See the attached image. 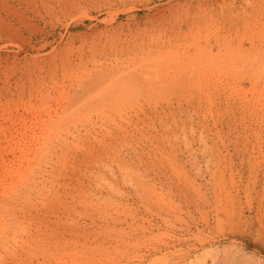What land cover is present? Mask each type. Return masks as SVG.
Listing matches in <instances>:
<instances>
[{
	"label": "rangeland",
	"instance_id": "374dc122",
	"mask_svg": "<svg viewBox=\"0 0 264 264\" xmlns=\"http://www.w3.org/2000/svg\"><path fill=\"white\" fill-rule=\"evenodd\" d=\"M71 1L59 7L52 0L46 6L0 0V181L9 182L5 186L9 190L19 189L25 176L29 185L23 187L28 188L23 194L18 193L20 207L29 208L42 199L41 203H48L42 216L56 219L63 211L62 225H83L86 235L89 230L93 235L88 233L86 238L80 233L81 239L66 235L68 243L56 231L40 237L38 223L31 224L26 228L42 239L31 235L30 255L20 252L19 237L11 239L17 233L10 236L16 228L9 226L5 244L16 240L17 249L12 252L18 255L11 252L13 259L18 256L14 264L20 260L19 264H264V0H234L221 8L215 0H73L68 6ZM229 11L238 17L235 22L229 23ZM93 42H99L97 49L104 48L103 52L122 44L127 47L123 58L131 59L103 87L94 88L102 98L93 91L90 96L95 93L91 96L95 100L83 96L81 86L101 80L100 71L110 67L101 61L89 62ZM154 104L167 110L165 127L150 126L157 122L155 113L139 120L134 116L136 121L127 124L118 115L131 107L134 115L136 109ZM104 105V115L114 120L106 119V128L95 123L90 134L114 133L113 124L119 122V129L134 133L129 134L131 141L113 142L121 151L120 156L117 151L118 159L103 143L98 145L99 137L97 141L83 137L95 121V109ZM149 132L156 137H147ZM72 139L80 141L72 144ZM92 155H98L97 162ZM51 240L59 250L56 253ZM58 241L64 242L60 246ZM5 250L1 245L0 258Z\"/></svg>",
	"mask_w": 264,
	"mask_h": 264
},
{
	"label": "bare ground",
	"instance_id": "6f19581e",
	"mask_svg": "<svg viewBox=\"0 0 264 264\" xmlns=\"http://www.w3.org/2000/svg\"><path fill=\"white\" fill-rule=\"evenodd\" d=\"M26 1H28L27 2V4L28 5H30V6H35L36 4H40V5H44V6H46L47 5V2H50V0H26ZM52 1H55V3H57L56 5H58L59 7L61 6H63V7H65V5L67 4V3H69V0H52ZM71 1V0H70ZM80 1V0H79ZM78 1V2H79ZM85 1V0H84ZM83 1V2H84ZM87 1V0H86ZM97 1H101V0H97ZM246 1H248V0H246ZM74 1L72 0L71 1V3L70 4H68V6L69 5H71V4H74L73 3ZM76 2V1H75ZM81 2V1H80ZM88 2H89V0H88ZM93 3H94V1H92ZM113 2V1H112ZM119 2V1H118ZM127 2H128V0H127ZM215 3L214 4H218V6L220 5V8L221 7H223V6H229V5H232V3L234 2V0H215L214 1ZM104 3V2H103ZM108 3V2H107ZM122 3V2H121ZM130 3V2H129ZM213 3V2H212ZM105 4V3H104ZM75 5H78V4H75ZM95 5H96V3H95ZM100 5V4H99ZM215 6V5H214ZM103 7H105V6H103ZM107 8V7H106ZM236 10V9H235ZM233 13L234 12H232V11H229V23H232V22H235V20H237V16L234 14L233 15ZM100 35V34H99ZM105 35H106V32H105ZM104 35V36H105ZM95 37V36H94ZM99 39V38H98ZM104 39V38H103ZM111 39V38H110ZM116 39V38H115ZM109 40V39H108ZM114 41V40H113ZM119 41H121V40H119ZM107 42V41H106ZM122 42V41H121ZM120 42V43H121ZM99 42H93L92 44H91V46H90V54H89V58H88V60H89V62H96V61H101L102 63H109L108 65H109V67L110 68H107L106 70L104 69H102L101 71H100V76H101V80H94V82H96V83H94V82H89L88 83V85H86V86H81L82 88V95L83 96H88L89 95V97H87V99L88 98H91V96H93V94L94 95H96L95 93H93L91 96H90V94L93 92V91H95L94 90V88L96 87V86H99V87H103V85H105V83L107 82L108 83V81L113 77V75L114 74H117V73H119V72H122V70L126 67V65L130 62V60L129 59H127V58H123V53L125 52V50L127 49V47L126 46H121V45H119V43H118V45H115L111 50H109V52L107 51V52H103V47H101V48H103L102 49V51L101 50H99V49H97L98 47H99ZM108 45H110V44H108ZM127 45V44H126ZM112 47V46H111ZM100 48V47H99ZM108 49V48H107ZM99 51H101V52H99ZM105 51V50H104ZM128 53V52H127ZM129 57V56H128ZM87 60V59H86ZM100 62V63H101ZM124 67V68H123ZM100 79V78H99ZM84 84H86V83H84ZM168 84V83H167ZM128 85H130V83L128 84ZM77 86V85H76ZM78 87H80V85L78 86ZM162 88H164L163 86H162ZM78 89L79 88H76V90L78 91ZM157 89H158V87H157ZM159 91V90H158ZM98 95L100 94V92H97V91H95ZM113 93V92H112ZM151 93V92H150ZM169 93V92H168ZM182 93V92H181ZM81 94V93H80ZM81 95V96H82ZM101 95V94H100ZM100 95H99V97H100ZM116 94H114V96H115ZM167 95V94H166ZM176 95V94H175ZM78 96V95H77ZM111 96H113V94H109L108 96H107V98H108V100H113V98H111ZM185 96V95H184ZM79 97V96H78ZM95 97V96H94ZM94 97H92L91 98V100L92 99H96V97L94 98ZM98 97V96H97ZM167 97V96H166ZM81 98H85V97H81ZM101 98V97H100ZM158 98V97H157ZM68 99V98H67ZM78 99V98H77ZM86 98H85V102H86V100H87ZM97 99H99V98H97ZM102 99V98H101ZM100 99V100H101ZM103 99H104V97H103ZM138 99V98H137ZM144 99V98H143ZM145 100V99H144ZM161 100V99H160ZM185 100V99H184ZM76 101V100H75ZM78 101V100H77ZM84 101V100H83ZM87 101H89L90 102V100H87ZM104 101V100H103ZM110 101V102H111ZM163 101V100H162ZM198 101H200V100H198ZM197 101V102H198ZM72 102V101H71ZM109 102V103H110ZM138 102V101H137ZM144 102V101H143ZM142 102V103H143ZM174 102H176V101H174ZM185 102V101H184ZM191 102V101H190ZM86 103H88V102H86ZM85 103V104H86ZM108 103V102H107ZM139 103V102H138ZM150 103V102H149ZM179 103V102H178ZM189 103V102H188ZM83 104V103H82ZM134 104V103H133ZM165 104H167V103H165ZM105 105H106V103H105ZM105 105L103 106L104 108L102 109V108H97V109H99V110H97V109H95L96 110V116H95V121H92V123H91V126H90V128H89V130L88 129H86V134L83 136L84 138H87L89 141L91 140V141H97L98 140V137H99V140H100V142H99V140H98V145H99V143H103V146H105V147H107L108 148V152L109 153H111L110 151H112V153L115 155H113L112 154V156L113 157H115L116 159H118V153H119V156H120V154H121V151H118L115 147H113L114 146V144H113V142H115L117 139H120L123 143H124V141H126V139L128 138V140L131 138L130 136H129V134L130 133H133V131H130V133H128L127 132V129H119L120 127H119V125H121V124H117V123H115V124H113V126H114V128H115V131H114V133H112L111 131H106V130H104L105 131V133L104 132H98V133H96L95 135H92V134H90V132H91V130H94V128H93V125H95V123H99V127H103V128H106V127H108L107 125H108V123H107V120L106 119H108V118H110V117H112V115H110V114H108V113H106L105 112V115H104V109H105ZM109 105V104H108ZM110 105H111V103H110ZM114 105V104H113ZM131 106H133L134 107V105H132V104H130ZM141 105V104H140ZM191 105V104H190ZM117 106V105H116ZM135 106H136V104H135ZM144 106V105H143ZM145 106H147V105H145ZM165 106V105H164ZM164 106H163V108H164ZM170 106V105H169ZM197 106H199V105H197ZM196 106V107H197ZM69 107V106H68ZM80 107V106H79ZM98 107V106H97ZM100 107V106H99ZM107 107V106H106ZM110 107V106H109ZM112 107V106H111ZM110 107V108H111ZM133 107H131L130 108V110L129 109H124V110H119V112L118 113H120V114H118V115H120V117L122 118V120H123V122L125 121L126 123H124V124H127L128 122H135L136 120H135V118H134V121L132 120V118L135 116L138 120L140 119V117L142 116L143 118H146L147 117V114L148 113H155L156 114V116H154V115H152V117L154 116L157 120H155V121H157V122H153L150 126H153V128H155V126H157V124H158V126L160 127H165V125H166V122H167V117H168V114H166V112H167V110L165 111V109L164 110H161L160 109V107H159V105H158V107L159 108H157V106L154 104V106H148V108H144V107H141V108H139V109H136V111H133V112H135V114L133 115H131V110H133ZM194 107V106H193ZM63 108V107H62ZM61 108V109H62ZM116 108V107H115ZM121 108V107H120ZM175 108H176V106H175ZM199 108V107H198ZM197 108V109H198ZM74 109V108H73ZM72 109V110H73ZM77 109V108H76ZM81 109H83V107L81 108ZM80 109V110H81ZM112 110H114V108L112 107L111 108ZM167 109V108H166ZM67 110V109H66ZM79 110V109H78ZM108 110H109V108H108ZM107 110V111H108ZM135 110V109H134ZM176 110V109H175ZM184 110V109H183ZM92 111H94V110H92ZM110 111V110H109ZM108 111V112H109ZM116 111V110H115ZM114 111V112H115ZM118 111V110H117ZM116 111V112H117ZM169 111V110H168ZM63 112V111H62ZM65 112V111H64ZM111 112V111H110ZM113 112V111H112ZM162 112H164V113H162ZM172 112V111H171ZM170 112V113H171ZM55 113V112H54ZM75 113V112H74ZM94 113V112H93ZM182 113V112H181ZM61 114V113H60ZM71 114V113H70ZM73 114V113H72ZM76 114V113H75ZM75 114H74V116H75ZM95 114V113H94ZM113 114H115V113H113ZM122 114H123V117H122ZM172 114V113H171ZM187 114H188V112H187ZM67 115V114H66ZM92 115V114H91ZM151 115H150V117H151ZM173 115V114H172ZM180 115V114H179ZM178 115V116H179ZM60 116V115H59ZM63 116V115H62ZM71 116V115H70ZM73 116V115H72ZM76 116H78V115H76ZM176 116V115H175ZM89 117H90V115H89ZM88 117V118H89ZM119 117V116H118ZM118 117H115L116 119H118ZM141 117V118H142ZM153 117V118H154ZM171 117V116H170ZM65 118V117H64ZM73 118H75V117H73ZM78 118V117H77ZM113 118V117H112ZM112 118H110V119H108V120H114V119H112ZM120 118V119H121ZM169 118V117H168ZM177 118V117H176ZM66 119V118H65ZM115 119V120H116ZM151 119L152 118H150V121H151ZM85 120V119H84ZM89 119H87L86 121H88ZM105 120H106V122H105ZM119 120V119H118ZM154 120H152V121H154ZM171 120V119H170ZM181 120V119H180ZM179 120V121H180ZM101 121L103 122V123H101ZM110 121H108L109 123H110ZM121 121V120H120ZM151 121V122H152ZM83 122V121H82ZM113 122V121H112ZM111 122V123H112ZM143 122V121H142ZM142 122H140V123H142ZM172 122V121H171ZM176 122V121H175ZM87 123V122H86ZM90 123V122H89ZM138 123V122H137ZM72 124V123H71ZM123 124V123H122ZM131 124V123H130ZM134 124V123H133ZM136 124V123H135ZM134 124V126H136ZM139 124V123H138ZM145 124V123H144ZM143 123H142V125H144ZM181 124V123H180ZM140 125V124H139ZM141 125V126H142ZM168 125V124H167ZM174 125V124H173ZM112 126V125H111ZM112 126V127H113ZM127 126V125H126ZM133 126V125H132ZM72 127V126H71ZM81 127V126H80ZM109 127H110V125H109ZM138 127V126H137ZM75 128V127H74ZM82 128V127H81ZM92 128V129H91ZM111 128V127H110ZM117 128H118V130H117ZM121 128H123V127H121ZM150 128V127H149ZM153 128H151L152 130H153ZM167 128V127H166ZM171 128V127H170ZM162 129H164V128H162ZM175 129V128H174ZM184 129V128H183ZM63 130H65V129H63ZM84 130V129H83ZM110 130V129H109ZM114 130V129H113ZM141 130V129H140ZM144 130V129H143ZM150 130V129H149ZM151 130V131H152ZM180 130V129H179ZM71 131V130H70ZM76 131V130H75ZM77 131H79V130H77ZM76 131V133H78ZM137 131V130H136ZM146 131V130H145ZM167 131H168V129H167ZM171 131H172V129H171ZM62 132V131H61ZM139 132V129H138V131H137V133ZM170 132V131H169ZM173 132V131H172ZM171 132V133H172ZM178 132V131H177ZM136 133V134H137ZM142 133V132H141ZM155 133V132H154ZM159 133V132H158ZM66 134H67V132H66ZM94 134V133H93ZM134 134V133H133ZM139 134V133H138ZM149 134H151L150 132L149 133H147V137H149V136H151V135H149ZM165 134H166V132H165ZM173 134V133H172ZM33 135V134H32ZM142 135V134H141ZM159 135H160V133H159ZM170 135V134H169ZM176 134H174V136H175ZM5 135H3V137H4ZM44 136H45V134H44ZM67 136V135H66ZM78 136V135H77ZM131 136H132V134H131ZM146 136V135H145ZM161 136V135H160ZM164 136V135H163ZM177 136H179L178 134H177ZM55 137V135H53V137L52 138H54ZM56 137H59V135H57ZM143 137V136H142ZM155 137H156V135H155ZM153 135H152V137H150V139H152V138H155ZM165 137V136H164ZM168 137V136H167ZM180 137V136H179ZM51 138V139H52ZM66 138V137H65ZM74 138V137H73ZM134 138H135V136H134ZM162 138V137H161ZM172 138V137H171ZM6 139V138H5ZM50 139V138H49ZM59 139H61V137L59 138ZM63 139V138H62ZM82 139V138H81ZM140 139V138H139ZM147 139V138H146ZM168 139H170L169 137H168ZM173 140L175 139V138H172ZM171 139V140H172ZM180 139V138H179ZM7 140V139H6ZM64 141H65V139H63ZM78 142L80 141L79 139H76ZM75 139H72V144H75L77 141H76ZM85 140V139H84ZM88 140H85V142L87 141V143H88ZM154 140V139H153ZM161 140V139H160ZM176 140V139H175ZM178 140V139H177ZM56 141V140H55ZM76 141V142H75ZM120 141V142H121ZM129 141H131V140H129ZM149 141V140H148ZM155 141V140H154ZM49 142V141H48ZM53 142V141H52ZM51 142V143H52ZM59 142V141H58ZM68 141H66V143H67ZM73 142H75V143H73ZM108 142H109V145H108ZM111 142V143H110ZM121 142V143H122ZM127 142V141H126ZM150 142L151 141H149V144H150ZM161 142V141H160ZM167 142V141H166ZM170 142V141H169ZM168 142V143H169ZM50 143V144H51ZM71 143H68V144H71ZM91 143V142H90ZM116 143H118V142H115V144ZM122 143V144H123ZM134 143V142H133ZM136 143V142H135ZM148 143V142H147ZM173 143V142H172ZM53 144V143H52ZM65 144V143H64ZM81 144V143H80ZM92 144H94L93 142H92ZM91 144V145H92ZM121 144V145H122ZM159 144V143H158ZM43 145V144H42ZM45 145V144H44ZM48 145V144H47ZM77 145V144H76ZM82 145V144H81ZM120 145V146H121ZM125 145V144H124ZM154 145V144H153ZM164 145V144H163ZM169 145V144H168ZM54 146H55V143H54ZM65 146V145H64ZM87 146H89V144L87 145L86 144V146L85 147H87ZM116 146V145H115ZM126 146V145H125ZM43 147H45V146H43ZM50 147V146H49ZM56 147V146H55ZM62 147V146H61ZM67 148H68V146H66ZM65 147V148H66ZM81 147V146H80ZM119 147V146H118ZM127 148H128V146H126ZM156 147H157V145H156ZM46 148H48L47 146H46ZM50 148H54V147H50ZM49 148V149H50ZM57 148H59V145L57 146ZM57 148H55V149H57ZM66 148V149H67ZM75 148V145L73 146V149ZM77 148H78V146H77ZM92 148V147H91ZM94 148V147H93ZM96 148V147H95ZM107 148H105V150L107 149ZM115 148V149H114ZM130 148V147H129ZM44 150H45V148H43ZM42 149V150H43ZM49 149H47V150H49ZM64 149V148H63ZM63 149H61V150H63ZM70 149H72V148H70ZM76 149V148H75ZM82 149V148H81ZM83 149H85V148H83ZM98 149H99V146H98ZM124 149V148H123ZM142 149V148H141ZM41 150V151H42ZM43 150V151H44ZM47 150H46V152H47ZM54 150V149H53ZM59 150V149H58ZM86 150V149H85ZM89 150V149H88ZM131 150V149H130ZM134 150V149H133ZM42 151V152H43ZM50 151H51V149H50ZM50 151H48V152H50ZM60 151V150H59ZM64 151V150H63ZM78 151V150H77ZM84 151V150H83ZM117 151H118V153H117ZM145 151H147V150H145ZM38 152V151H37ZM85 152V151H84ZM83 152V153H84ZM92 152V151H91ZM94 152V151H93ZM107 152V151H106ZM135 152H136V150H135ZM150 152V151H149ZM90 153V151H87L86 150V156H88V154ZM103 153V152H102ZM123 153H124V151H123ZM128 153H129V151H128ZM137 153H138V151H137ZM145 153V152H144ZM47 154V153H46ZM61 154V153H60ZM59 154V155H60ZM68 154V153H67ZM70 154V153H69ZM73 154H75V153H73ZM99 154V153H98ZM106 154V153H105ZM23 156H24V154H22ZM51 155V154H50ZM65 156H66V154H64ZM64 155H62V156H64ZM96 155V154H95ZM122 155H124V154H122ZM131 155H133V154H131ZM139 155V154H138ZM150 155V154H149ZM48 156V155H47ZM53 156V155H52ZM55 156V155H54ZM79 156V155H78ZM85 156V155H84ZM91 156V154H89V157ZM98 156V155H97ZM96 156V157H97ZM110 156H111V154H110ZM128 156V155H127ZM37 157H38V155H37ZM67 157V156H66ZM70 157L71 158H74V157H72L71 155H70ZM83 157V156H82ZM81 157V158H82ZM88 157V158H89ZM92 157H93V159H97L96 157L94 158V156L92 155ZM100 157V156H99ZM103 157V156H102ZM105 157V156H104ZM21 158V157H20ZM24 158V157H23ZM40 158V157H39ZM50 157H48V159H49ZM62 158V157H61ZM77 158V157H76ZM87 158V159H88ZM42 159V158H41ZM51 159V158H50ZM50 159H49V161H50ZM55 160H56V157L54 158ZM90 159L91 158H89L88 159V163H90ZM92 159V160H93ZM99 159H102V158H99ZM110 159H111V157H110ZM121 159V158H120ZM119 159V160H120ZM137 159V158H136ZM23 160V159H22ZM28 160H29V158H28ZM45 160V159H44ZM43 160V161H44ZM67 160V159H66ZM76 160V159H75ZM114 160V159H113ZM140 160V159H139ZM35 161V160H34ZM48 161V162H49ZM57 161V160H56ZM70 161V160H69ZM74 161V160H73ZM77 161V160H76ZM78 161H80V160H78ZM82 161V160H81ZM81 161H80V163H81ZM94 161V160H93ZM102 161V160H101ZM104 161H106V160H104ZM125 161V160H124ZM129 161V159L127 160V162ZM143 161V160H142ZM146 161V160H145ZM37 162V161H36ZM46 162V161H45ZM58 162V161H57ZM75 162V161H74ZM96 162H97V160H96ZM99 162V161H98ZM117 162V161H116ZM52 163V162H51ZM50 163V164H51ZM62 163V162H61ZM71 163V162H70ZM78 163V162H77ZM84 163V162H83ZM87 163V164H88ZM92 163V162H91ZM106 163H107V161H106ZM125 163V162H124ZM129 163V162H128ZM131 163V162H130ZM42 164V163H41ZM41 164H40V166H41ZM55 164V163H54ZM65 164H66V162H65ZM65 164H62V165H65ZM82 164V163H81ZM86 164V163H85ZM86 164V165H87ZM93 164V163H92ZM105 164V163H104ZM116 164H118V163H116ZM36 165V164H35ZM43 165V164H42ZM58 165V164H57ZM79 165V164H78ZM90 165V164H89ZM125 165V164H124ZM133 165V164H132ZM33 166V165H32ZM38 166V165H37ZM55 166V165H54ZM68 166H69V164H68ZM88 166V165H87ZM93 166V165H92ZM99 166V165H98ZM121 166H122V164H121ZM121 166L120 167H118L119 169L121 168ZM34 167V166H33ZM36 167V166H35ZM58 167V166H57ZM63 167V166H62ZM123 167V166H122ZM125 167V166H124ZM129 167H130V165H129ZM132 167H134V166H132ZM39 168V167H38ZM59 168V167H58ZM57 168V170H59V171H61L62 170V168H59L58 169ZM64 168V167H63ZM70 168V167H69ZM75 168H77L76 166H75ZM81 168H83V167H81ZM109 168V167H108ZM127 168H128V166H127ZM29 169V168H28ZM31 169V168H30ZM33 169V168H32ZM31 169V171H34V169L32 170ZM37 169V168H36ZM43 169V168H42ZM51 169H54V168H51ZM56 169V168H55ZM54 169V170H55ZM133 169V168H132ZM10 170V169H9ZM12 170H13V168H12ZM11 170V171H12ZM68 170V169H67ZM78 170H80V168H78ZM83 170V169H82ZM85 170V169H84ZM102 170V169H101ZM122 170H123V168H122ZM126 169H124L123 171H125ZM135 169H133V171H134ZM137 170V169H136ZM30 170H26V172H28L29 174H30V172H29ZM40 171V170H39ZM52 171V170H51ZM56 171V170H55ZM63 171V170H62ZM75 171V170H74ZM77 171V170H76ZM138 171V170H137ZM136 171V172H137ZM14 172V171H13ZM13 172H10L9 174H13ZM64 173H65V171H63ZM71 172V171H70ZM79 172V171H78ZM88 172H90V171H88ZM96 172H97V170H96ZM136 172H133L132 174H135ZM23 173V172H22ZM22 173H21V176H22ZM32 173H34V172H32ZM50 173V172H49ZM53 173H56V172H53ZM53 173H52V175H53ZM62 173V172H61ZM74 173V172H73ZM94 173V172H93ZM125 173V172H124ZM129 173V172H128ZM17 174V173H16ZM25 175H26V173H24ZM23 174V175H24ZM42 174V173H41ZM78 174V173H77ZM88 174V173H87ZM95 174V173H94ZM100 174H101V172H100ZM118 174V173H117ZM15 175V174H14ZM32 175V174H31ZM30 175V176H31ZM34 175V174H33ZM36 175H37V173H36ZM58 175H59V172H58ZM73 175V174H72ZM83 175V174H82ZM81 175V176H82ZM97 175H98V173H97ZM127 175V174H126ZM18 176V175H17ZM38 176V175H37ZM48 176V175H47ZM51 176V175H50ZM57 175H55V177H56ZM74 176H76V175H74ZM135 176V175H134ZM5 177V176H4ZM24 177V179L23 180H21V182L20 181H18V182H20L19 183V185H18V188L19 189H12V190H9V189H7L5 186H9V182H8V184L7 185H5V184H2L1 182L2 181H0V187H3L4 186V188H6L7 190H9L8 192L7 191H5L4 190V188H2L1 190H2V194L0 195V244L3 246V247H6V250H5V253H4V255H5V257L4 258H0V264H9V263H13L14 264V259L15 258H18V254L14 251V252H12L16 247V240H18L17 238L19 237V243H17V245H19L18 246V248L21 250L20 252H24V251H29L30 249L28 248L29 246H31L30 244L32 243V239H34L33 237L31 238V235H32V233L30 232V230H29V228H30V225L31 224H37V228L36 229H38V230H36V234L38 235V234H40V237H42L43 236V238H44V233L45 234H49L50 236L52 235V233L53 232H57V234H59L58 232H60V236L59 237H63L64 238V236L66 237V235H68V236H76L77 235V237L78 236H80L81 237V234H82V236H86V238L88 237V235L90 234V230L89 231H87L88 233H87V235H86V230H85V228H84V226L82 225V227L83 228H80V227H76V226H79V225H68V224H64V225H62L63 223L61 222V216L60 215H63V211L61 212V210H60V215H58V216H56V219H49V218H47L46 216H42L41 215V213L40 212H42V208H44V206H46L48 203H46V205H44V202H40V201H42V199L40 200H37L36 202L38 203V202H40L38 205H36L37 203L36 202H34V203H32V205L30 204V206H29V208H26V206L24 207V208H22V207H20V205L21 204H19V202H17V197H18V193L20 192V191H22L23 189L25 190V189H28V188H23V187H26L27 186V184L29 183L28 182V179H25V176H23ZM52 177V176H51ZM60 177V176H59ZM64 177V176H63ZM69 177V176H68ZM80 177V176H79ZM99 177V176H98ZM113 177H115V175L113 176ZM121 177V176H120ZM124 177V176H123ZM133 176H131V178H132ZM16 178V177H15ZM14 178V179H15ZM20 178V177H19ZM58 177H56V178H54V179H57ZM81 178H83V176L81 177ZM108 178V177H107ZM110 178V177H109ZM126 180H128V176H126ZM130 178V177H129ZM3 179V178H2ZM46 179V178H45ZM53 179V180H54ZM64 179V178H63ZM70 179H71V177H70ZM74 179V178H73ZM75 179H76V177H75ZM91 179V178H90ZM95 179H96V177H95ZM122 179V178H121ZM133 179V178H132ZM138 179V178H137ZM16 180V179H15ZM19 180V179H18ZM44 180V179H43ZM42 180V181H43ZM48 180V179H47ZM61 180H62V177H61ZM88 180V179H87ZM46 181V180H45ZM125 181V180H124ZM137 181V180H136ZM13 182V181H12ZM15 182V181H14ZM44 182V181H43ZM48 182V181H47ZM75 182V181H74ZM81 182V181H80ZM91 182H93V183H95L94 181H91ZM130 182V181H129ZM6 183V182H5ZM27 183V184H26ZM38 183V182H37ZM58 183V182H57ZM76 183V182H75ZM121 183H123V182H121ZM125 183V182H124ZM132 183V182H131ZM134 183V182H133ZM14 184V183H13ZM26 184V185H25ZM44 184V183H43ZM56 183H54V185H55ZM80 184V183H79ZM79 184H77V185H79ZM99 184V183H98ZM127 184V183H126ZM10 185H12V184H10ZM29 185V184H28ZM32 185H33V182H32ZM40 185H41V183H40ZM76 185V184H75ZM86 185H88V183L86 184ZM48 186V185H47ZM49 186H51V185H49ZM59 186H61V185H59ZM81 186H82V184H81ZM91 186V185H90ZM90 186H89V188H90ZM130 186V185H129ZM15 187V186H14ZM29 187V186H28ZM52 187V186H51ZM50 187V188H51ZM64 187V186H63ZM66 187V186H65ZM83 187V186H82ZM88 187V186H87ZM92 187H94V186H92ZM10 189L11 188H13L12 186L11 187H9ZM33 188V187H32ZM39 188V187H38ZM56 188H58V186L56 187ZM72 188H74V186L72 187ZM117 188V187H116ZM41 189V188H40ZM39 189V190H40ZM43 189V188H42ZM64 189V188H63ZM74 189H76V188H74ZM93 189V188H92ZM110 189L111 188H109V191H110ZM115 189V188H114ZM114 189L112 190V191H114ZM31 190V189H30ZM34 190V189H33ZM32 190V191H33ZM49 190V189H48ZM97 190V189H96ZM116 190V189H115ZM121 190V189H120ZM4 191V192H3ZM26 191V190H25ZM31 191V192H32ZM42 191V190H41ZM56 191V190H55ZM78 191V190H77ZM79 191H80V188H79ZM82 191V190H81ZM104 191V190H103ZM111 191V192H112ZM118 191V190H117ZM49 192V191H48ZM94 192V191H93ZM98 192H100L99 190H98ZM0 193H1V191H0ZM27 193V192H26ZM30 193V192H29ZM55 193V192H54ZM56 193H57V191H56ZM66 193V192H65ZM64 193V194H65ZM82 194H83V192H81ZM88 193V192H87ZM90 193V192H89ZM88 193V194H89ZM114 193V192H113ZM112 193V194H113ZM22 194H23V191H22ZM49 194V193H48ZM51 194V193H50ZM71 194V193H70ZM74 194V193H73ZM77 194H79V193H77ZM85 194V193H84ZM93 194V193H92ZM95 194V193H94ZM37 195H39V194H37ZM79 195H81V194H79ZM86 196H87V194H85ZM90 195H91V193H90ZM100 195V194H99ZM102 195V194H101ZM20 196V195H19ZM22 196V195H21ZM24 196V195H23ZM56 196V195H55ZM65 196V195H64ZM63 196V197H64ZM67 196V195H66ZM75 196H76V194H75ZM36 196H34V198H35ZM38 197V196H37ZM44 197V196H43ZM57 197V196H56ZM73 197V196H72ZM94 197V196H93ZM107 197V196H106ZM23 198V197H22ZM26 198V197H25ZM39 198H42V197H40L39 196ZM45 198H46V196H45ZM82 198V197H81ZM90 198V197H89ZM37 199V198H36ZM47 199V198H46ZM69 199H70V197H69ZM73 199V198H72ZM72 199H71V201H72ZM77 199V198H76ZM79 200H80V198H78ZM77 199V200H78ZM83 200H84V198H82ZM86 199H88V198H86ZM94 199H97V198H95L94 197ZM102 200H103V198H101ZM109 199H111V198H109ZM19 200V199H18ZM27 200V199H26ZM55 200V199H54ZM54 200H52V201H54ZM62 200V199H61ZM107 200V199H106ZM22 201H24V200H22ZM47 202H48V200H46ZM68 201V200H67ZM81 201V200H80ZM86 201H90L89 199L88 200H86ZM101 201V200H100ZM32 202V201H31ZM62 202V201H61ZM66 202V201H65ZM115 202V201H114ZM28 203V202H27ZM60 203V202H59ZM63 203V202H62ZM62 203L60 204V205H62ZM85 203L86 202H84V204L83 205H85ZM88 203V202H87ZM86 203V204H87ZM91 203L94 205V203L91 201ZM100 202H98V205H100L99 204ZM106 203V202H105ZM108 203V202H107ZM117 203V202H116ZM23 204V203H22ZM54 204V203H53ZM65 204V203H64ZM69 204V203H68ZM76 204H77V202H76ZM79 204V203H78ZM89 204V203H88ZM103 204V203H102ZM110 204H112L111 202H110ZM90 205V204H89ZM96 205V204H95ZM107 205V204H106ZM115 205V204H114ZM72 206H73V204H72ZM71 206V207H72ZM78 206V205H77ZM104 206V205H103ZM110 206V205H109ZM119 206H121V205H119L118 204V207ZM28 207V206H27ZM40 207V208H39ZM47 207H49V206H47ZM56 207V206H55ZM60 207V206H59ZM83 207V206H82ZM108 207V206H107ZM116 207H117V205H116ZM117 207V208H118ZM62 208V207H61ZM63 208H64V206H63ZM62 208V209H63ZM70 208V207H69ZM69 208H68V210H69ZM74 208V207H73ZM86 208V207H85ZM89 208H91V207H89ZM103 208H105V207H103ZM110 208V207H109ZM27 209H29V210H27ZM31 209H33V211L31 210ZM46 209V208H45ZM51 209V208H50ZM84 209V208H83ZM94 209V208H93ZM65 210H66V208H65ZM73 210V209H72ZM113 210H115V211H117L116 209H113ZM30 211H32V212H30ZM100 211V210H99ZM99 211H97V213L99 212ZM102 211V210H101ZM112 211V210H111ZM119 211V210H118ZM69 212V211H68ZM74 212H78V211H74ZM114 212V211H113ZM56 213V214H55ZM55 213H53L54 215H57V212H55ZM65 213H67V212H65ZM64 213V214H65ZM71 213V212H70ZM99 213H101V212H99ZM117 212H115V214H116ZM43 214V213H42ZM72 214V213H71ZM84 214V213H83ZM86 214V213H85ZM84 214V215H85ZM88 214V213H87ZM51 215H52V213H51ZM75 215V214H74ZM60 216V217H59ZM83 216V215H82ZM82 216H80V217H82ZM92 216H94V215H92ZM99 216V215H98ZM107 216V215H106ZM109 216V215H108ZM104 217H105V215H104ZM110 217V216H109ZM113 217V216H112ZM63 218V217H62ZM69 218V217H68ZM88 218V217H87ZM91 218V217H90ZM95 218H96V216H95ZM102 218V217H101ZM108 218V217H107ZM64 219V218H63ZM62 219V221H64ZM98 219V218H97ZM102 219H104V218H102ZM101 219V220H102ZM109 219H111V218H109ZM113 220H116V219H113ZM66 221V220H65ZM64 221V222H65ZM69 221H71V219L69 220ZM75 221V220H74ZM104 221V220H103ZM109 221V220H108ZM62 224H61V223ZM114 222H116V221H114ZM118 222V221H117ZM71 223H73V220L71 221ZM79 223V222H78ZM84 223V222H83ZM16 224H18V226L16 225ZM44 224H46V225H48V226H44ZM75 224H76V222H75ZM23 225H25V227H23ZM9 226H12V227H14L15 226V230H13L12 231V233H10V236H11V234L13 235V233H17V237L15 238V237H13L12 236V238L11 239H16V240H12L13 241V245H10L9 246V244L11 243V242H9V244H5V242H7L6 240L7 239H5V236H7L6 234L8 233L9 234V232H7L8 230L10 231V228L8 229L7 227H9ZM42 226L45 228V229H48L47 231H45V229H42V230H44V232H42L40 229L42 228ZM81 226V225H80ZM11 227V228H12ZM26 227H29V228H26ZM34 227V226H33ZM86 227V226H85ZM99 227V226H98ZM98 227H97V229H98ZM6 228H7V230H6ZM93 228H96V227H93ZM128 228V227H127ZM28 229V230H27ZM87 229V228H86ZM106 229V228H105ZM105 229H102V230H105ZM115 229V228H114ZM131 229V228H130ZM99 230V229H98ZM97 230V232H99ZM107 230H108V228H107ZM119 230V229H118ZM33 231V230H32ZM39 231V232H38ZM112 231V230H111ZM122 231H124V230H122ZM126 231H128V230H126ZM6 232V233H5ZM11 232V231H10ZM38 232V233H37ZM104 232H109V231H103V234H104ZM116 232H118V231H116ZM35 233V232H34ZM81 233V234H80ZM101 233H102V231H101ZM111 233V232H110ZM124 233H125V231H124ZM127 233H129V231L127 232ZM126 233V235H128ZM130 233H132V232H130ZM35 234V235H36ZM56 233H55V235H57ZM79 234V235H78ZM92 235H93V231H92V233H91ZM90 234V235H91ZM35 235H32V236H35ZM48 235V236H49ZM117 235H118V233H117ZM14 236H16V235H14ZM95 236H97V235H95ZM121 236V235H120ZM123 236V235H122ZM9 237V235L6 237V238H8ZM45 237H47V236H45ZM80 237H78V238H80ZM98 237V236H97ZM96 237V238H97ZM39 238V237H38ZM37 238V236H35V239H38ZM67 238V237H66ZM69 238V237H68ZM68 238H67V241H66V239L64 240V241H66V242H68ZM86 238H84L83 240H82V242L86 239ZM115 238H116V236H115ZM120 238V237H119ZM5 239V240H4ZM11 239H10V241H11ZM40 239V238H39ZM38 239V240H39ZM42 239V238H41ZM41 239H40V241H41ZM57 239V238H56ZM54 240L53 238H52V240H54V241H57V240ZM81 239V238H80ZM79 239V240H80ZM92 239V238H91ZM90 239V236H89V240H91ZM118 239V238H117ZM38 240H37V242H38ZM45 240V239H44ZM48 239H46L45 240V242L47 241ZM51 240V241H52ZM59 240H63V239H59ZM73 240V239H72ZM71 240V241H72ZM75 241H76V239H74ZM96 240V239H95ZM94 240V241H95ZM17 241V242H18ZM43 241V240H42ZM49 241H50V239H49ZM64 241H60V242H64ZM69 241H70V239H69ZM87 241H88V239H87ZM92 241V240H91ZM97 241V240H96ZM53 242V241H52ZM60 242L58 241V243L60 244ZM65 242V243H66ZM77 242V241H76ZM86 242V241H85ZM85 242H84V244H85ZM2 243H4V244H2ZM41 243V242H40ZM57 243V244H58ZM69 243V242H68ZM81 243V242H80ZM88 243H89V241H88ZM87 243V244H88ZM15 244V245H14ZM34 243H32V245H33ZM37 244V243H36ZM46 244V243H45ZM52 244V243H51ZM53 244L55 245V243L53 242ZM53 244L52 245H50L51 247L53 246ZM75 245V243L73 242L72 243V245ZM78 244V243H77ZM90 244V243H89ZM1 245H0V247H1ZM38 245H39V243H38ZM42 245V244H41ZM49 245V244H48ZM48 245H46V246H48ZM34 246V245H33ZM36 246V245H35ZM59 246V245H58ZM57 246V247H58ZM60 246H61V244H60ZM70 246V245H69ZM39 247H40V245H39ZM42 247V246H41ZM41 247H40V249H41ZM54 248L56 247V245L55 246H53ZM53 247H52V249H53ZM64 247V246H63ZM75 247V246H74ZM85 247V246H84ZM14 248V249H13ZM29 250H28V249ZM32 248V247H31ZM3 250H4V248H2ZM1 249V250H2ZM17 249V248H16ZM27 249V250H26ZM49 251H50V249L49 248H47ZM64 249V248H63ZM63 249L62 250H60L61 251V253H63L64 251H63ZM69 249V248H68ZM77 249V248H76ZM79 249V248H78ZM87 249V248H86ZM32 250H33V248H32ZM56 250H58V248L56 249L55 248V250H53L54 252L56 251ZM59 251V250H58ZM63 251V252H62ZM68 251V250H67ZM73 251H74V249H73ZM79 251V250H78ZM85 251V250H84ZM2 252H4V251H2ZM11 252L12 253H16L17 255V257H15L14 259H13V257L15 256V254L14 255H12L11 254ZM22 252V253H23ZM57 252V251H56ZM55 252V253H56ZM21 253V254H22ZM30 254L31 255V253L30 252H27L26 254ZM52 253V252H51ZM64 253H66V252H64ZM1 254V253H0ZM54 254V253H53ZM10 255V256H9ZM12 255V256H11ZM25 255V254H24ZM9 256V257H8ZM1 257H3V256H1ZM28 257V256H27ZM26 257V258H27ZM30 257V256H29ZM29 257H28V259H29ZM6 258H8V259H6ZM19 259H22V258H19ZM23 259H25V258H23ZM22 259V260H23ZM30 260V259H29ZM19 261V260H18ZM24 261V260H23ZM26 261V260H25ZM21 262V260L18 262V264ZM27 264H30V262L29 263H27Z\"/></svg>",
	"mask_w": 264,
	"mask_h": 264
}]
</instances>
